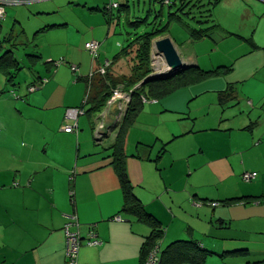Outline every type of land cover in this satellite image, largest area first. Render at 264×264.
Returning <instances> with one entry per match:
<instances>
[{"label": "crops", "instance_id": "1", "mask_svg": "<svg viewBox=\"0 0 264 264\" xmlns=\"http://www.w3.org/2000/svg\"><path fill=\"white\" fill-rule=\"evenodd\" d=\"M46 1L56 6L62 0ZM162 5L165 16L163 8L143 11L160 25L172 14L163 37L180 58L175 71L197 66L223 72L162 96L139 97L123 163L153 225L122 211L111 149L118 128L97 138L86 114L87 122L78 117L76 132L61 129L69 123L65 109L81 105L88 94L87 72L98 63L65 44L64 64L52 70L51 52L41 57L32 51V68H26L32 80L22 85L16 77L26 66L7 50L16 64L1 62L0 68V264H65L63 226L72 214L82 241L78 264H141L147 238L159 230L161 264H264V0ZM33 6L32 15L51 14ZM45 23L38 30L53 26ZM91 30L83 48L98 41L106 60L102 34ZM191 30L204 35L191 39ZM41 58L45 70L37 72ZM41 78L46 82L39 86ZM31 84L38 87L29 92ZM244 172L257 177L245 182ZM90 234L96 243H86Z\"/></svg>", "mask_w": 264, "mask_h": 264}, {"label": "rangeland", "instance_id": "2", "mask_svg": "<svg viewBox=\"0 0 264 264\" xmlns=\"http://www.w3.org/2000/svg\"><path fill=\"white\" fill-rule=\"evenodd\" d=\"M73 1H70L73 3L67 4L69 0H62L56 6H52V3L44 0L41 2H25L4 7L5 13L3 18H0V62L5 63L9 61L10 53L7 50H10L20 60V64L22 63L23 66H26L18 72L16 77V80L20 84L25 85L27 77L30 81L32 80V76L27 74L26 71L27 67L32 68L30 56L28 55L32 51H37V53H33L34 56L41 54V57L51 52V60L57 61L63 59L62 51L65 49V44H68L72 49L73 47H77L76 50L79 54L81 52L85 53L86 58L90 56L92 59L91 55L83 48L84 40L92 37V27L95 28L93 33H96L94 35L102 34L100 37L101 46L106 49L105 52L107 55L104 58L111 61L112 57L123 48L121 54L113 60V64L107 73L110 70L112 77L119 80L129 76L134 62L133 49L129 48L131 45L130 42L138 35L149 30L151 25L147 23L146 26L143 25L134 28L129 25L128 19L134 21L136 17H140V19L146 18L147 12L143 10L148 8H154L155 11L163 8L162 13L165 16L168 9L166 5L163 6L160 3L161 0H152L150 5L149 0H79V3L75 0ZM111 2H116L118 8L111 10L112 13L110 12V14H113L114 17L108 21V15H105L103 7H106ZM33 5H35L36 10L39 8V10H46V12H51V14H37L34 11L35 15H32V10H35L33 9ZM124 5L129 7V13L127 10L125 11ZM153 17L154 15L151 14L149 23ZM185 17L184 15L182 16L184 22L191 26L195 25L191 22V19V21H187ZM44 23H51L53 25L50 29L51 32L49 29L43 28L38 30ZM101 23L103 25L102 32L99 26ZM155 40L152 41L153 46L150 54L151 74L153 75L152 77L165 76L168 70L166 69L163 56L154 47ZM45 61L41 58L34 65V69L37 72L45 70ZM54 68L55 65L53 63L51 69L53 70ZM116 88L120 91L128 92L123 90L124 87H122V84H118ZM92 93L93 90H90L88 97H91ZM212 112L214 110H211ZM85 115L79 117H83L87 122V116ZM92 120L97 130L100 129V125H103L104 127H108L110 131L117 128L118 124H116V121H120L109 113L93 115Z\"/></svg>", "mask_w": 264, "mask_h": 264}, {"label": "trees", "instance_id": "3", "mask_svg": "<svg viewBox=\"0 0 264 264\" xmlns=\"http://www.w3.org/2000/svg\"><path fill=\"white\" fill-rule=\"evenodd\" d=\"M160 3L163 4V0H161ZM103 11L105 15H108L107 19L108 21H110L112 15L109 14L110 11H108L107 7L105 6L103 8ZM169 15L172 14L170 13ZM169 15H168V20L162 25H160V22L154 21L153 20L154 18L151 19L149 23L148 16H146V18L144 19L142 18L136 21H128L129 25L134 28L141 27L143 25L146 26L147 23L148 25H151L149 30H146V32H143L142 34L138 35L134 40L130 42L131 45L129 46V48L133 49L134 62H133L131 74L129 76L119 80L112 78L109 73H106L105 75L95 74V76L98 77L95 83L92 82L95 79V76L86 78L88 84L87 86L88 93L90 89L93 88L92 96L88 97V94L86 93L85 94L86 101L84 102V107L86 108L85 114H88V116L91 118L93 117V115L96 114L101 115L105 111L107 101L111 96L112 90L116 89L118 84H122V87H124L123 90L128 91L129 101L126 105L125 111L120 121L116 123L118 124L117 127L118 130L116 137L114 138V142L111 145L112 156H113V168L117 174L121 186V190L123 193L124 202H123L122 211H124V213L128 215L133 216L137 221H141L150 225H153V220L151 216L144 211L140 202L133 195L132 187L127 178V174L123 163V157H124L123 146H124L126 129L134 120V117L140 110L139 97L140 95L154 96V97L162 96L176 90L177 88L186 86L191 82L200 81L205 78H208L209 76L218 75L219 73L223 72L222 67L215 68L211 71H203L199 69L197 66H186L185 68H182L179 71H175V70L168 71V73L165 74V76L149 78V76L152 73L151 59H150L152 40L163 37L167 33L169 24L171 22ZM203 35H204L203 31H198V30L190 31L191 39H198ZM122 51L123 49L120 50L118 55H120ZM8 62H11L12 64L13 63L16 64V60L13 59L11 53ZM1 66L2 63L0 62V68ZM5 73H7L6 68H5ZM8 76L10 77V75ZM9 79L10 78H8V80ZM41 80L42 78L39 79L38 82H41ZM95 128L96 126L94 125L92 128L93 132H95ZM162 234L163 231L159 230L157 234L154 235L153 233H151V235L147 238V242L145 243L144 247L141 250V263L143 262L145 256L147 255L149 250L153 247V245L159 242V240L162 237ZM195 247L198 248V246ZM197 264H201V260Z\"/></svg>", "mask_w": 264, "mask_h": 264}, {"label": "built area", "instance_id": "4", "mask_svg": "<svg viewBox=\"0 0 264 264\" xmlns=\"http://www.w3.org/2000/svg\"><path fill=\"white\" fill-rule=\"evenodd\" d=\"M30 0H0V18H3V15L5 13L4 7L8 5H14V4H22L25 2H28ZM163 4H169V0H163ZM107 10L111 12L113 8H117V3L111 2L107 4ZM99 42L95 40H89L84 44L85 49L88 51V53L91 55L92 60L98 63V66L94 70H90L87 77L94 76L95 74L99 75H105L108 71V67L110 66L111 62L109 60L101 59L100 53H99ZM52 64L54 63L55 66H58L64 61L62 59H59L57 61L49 60ZM70 70L73 73L77 72V67L73 64L69 65ZM44 82H46V79H42L41 82H38L37 85H42ZM31 84L28 87V91L32 92L34 91L38 86ZM128 92L120 91L117 88L112 90L111 96L109 100L107 101V105L105 108V111L102 114H108V107L111 103H116V113L113 115L118 120L121 119L126 105L129 101V94ZM86 101V96L84 97L82 104L78 106L73 107H67L64 111V119L68 121L69 123H66L61 126V129L65 132H76L77 131V119L79 116L84 115L86 108L84 107V102ZM119 122V121H118ZM116 121V123H118ZM99 130L95 128V135L97 138H102L105 133H109L110 129L108 127H104L103 125L99 126ZM257 177L256 172H244L241 174V178L245 182H249ZM197 205L199 203H196ZM114 219L120 220L121 218L119 216H115ZM63 233L65 238V264H78L77 263V255L78 250L81 245V236L79 234V224L76 219L75 215H70L68 221L63 226ZM97 240L94 239L93 235L90 234L88 239L86 240L87 244H94ZM161 248L159 242L155 243L153 247L149 250L147 255L145 256V259L141 264H161Z\"/></svg>", "mask_w": 264, "mask_h": 264}, {"label": "water", "instance_id": "5", "mask_svg": "<svg viewBox=\"0 0 264 264\" xmlns=\"http://www.w3.org/2000/svg\"><path fill=\"white\" fill-rule=\"evenodd\" d=\"M154 47L156 51L163 56L168 71L176 70L181 66L180 58L168 37H162L155 40ZM116 110V103H111L108 107V112L111 115H114Z\"/></svg>", "mask_w": 264, "mask_h": 264}]
</instances>
